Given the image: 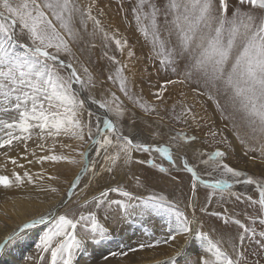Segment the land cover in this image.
<instances>
[{
  "label": "snow or ice",
  "instance_id": "obj_1",
  "mask_svg": "<svg viewBox=\"0 0 264 264\" xmlns=\"http://www.w3.org/2000/svg\"><path fill=\"white\" fill-rule=\"evenodd\" d=\"M93 7L94 0L87 6L80 0H0L2 154L7 159L9 151L23 145V158L27 159L29 142L34 141L36 148L48 153L38 156L37 162L66 163L79 168L64 194L51 183H38L59 181L57 175L32 174L27 170L22 175L15 171L11 176L0 174V187L5 189L27 183L35 185L39 192L62 197L50 200L51 206L44 213L0 238V256L7 255L11 246L23 242L30 230L51 222L52 226L35 244L36 254L29 255L27 262L76 264L78 255H90L89 245L99 247L114 240L109 227L98 218L97 210L103 209L107 220L115 206L117 222H130L136 215L162 217L167 236L154 243L142 241L138 247L117 244L119 250L111 251L112 257L127 256L129 252L163 243L175 249L169 264H179L178 258L185 256L187 246L198 241L200 250L191 264H264V230L257 232L255 227L209 211L208 207L218 193L219 200H224L226 193L237 201H247L249 207L257 210L256 216L247 217L252 225L257 221L264 225V178L231 166L226 162L227 153L220 148L197 152L194 146L199 137L194 134L175 132L170 135V141L175 143L157 144L125 132L127 105L111 89L100 96L97 77L88 64L97 36L103 40L104 48L110 49L114 43L120 55L126 54L129 61L135 53L118 29L110 33L104 28L93 15ZM132 14L137 30L159 60L158 71L176 76L159 85L153 93L155 100L166 104L165 93L170 85L191 86L196 96H206L222 114L231 108L233 117L239 114L248 129V139L253 142L248 146L237 133V139L246 144L244 155L255 159L249 154L258 152L260 163L264 164V0H135ZM103 55L116 66L107 80L118 85L119 92L134 108L141 109L147 116L155 115L162 122L158 105L131 91L125 75L130 71L128 63H122L108 51ZM220 96L226 98L223 106L218 99ZM93 105L96 111L92 110ZM171 111L172 119L189 127L199 125L203 119H198L191 105H182L179 112L174 105ZM209 134L213 138L219 135L215 130H210ZM62 137L75 144L61 143ZM219 142L227 143V138L221 137ZM58 143L61 149H68L69 154L56 153ZM188 149L195 153L198 163L190 162ZM93 151L96 157L102 156L103 164L99 168L97 159L90 157ZM134 153H147L151 158L137 159ZM153 153L167 161L169 167L156 163ZM30 154L37 156L35 149ZM11 163L24 167L18 165L16 159H11ZM133 164H146L165 176H172V170L189 173L192 197L185 207L192 209L191 216L163 193L137 195L122 185L79 198L80 192L88 191L87 187H80L84 177H90L91 182L104 173L112 174L117 168L130 169ZM200 166L208 179L198 171ZM128 178L137 187L144 186L139 175ZM237 185L251 187L255 198L233 191ZM198 186L211 190L205 196L206 206L200 211L223 220L226 226L235 224L242 231L234 237L214 238L215 230H205L195 213ZM110 193L120 199L110 198ZM178 237L183 238V243ZM172 241L177 244L173 245ZM253 244L255 248L250 249ZM103 259L107 261L109 256L104 255Z\"/></svg>",
  "mask_w": 264,
  "mask_h": 264
},
{
  "label": "rangeland",
  "instance_id": "obj_2",
  "mask_svg": "<svg viewBox=\"0 0 264 264\" xmlns=\"http://www.w3.org/2000/svg\"><path fill=\"white\" fill-rule=\"evenodd\" d=\"M80 2L83 6H87L91 0H80ZM134 5L135 0H94L93 15L102 22L104 28L110 33L118 29L120 35L127 38L131 50L135 53V57L129 61L126 54L121 56L116 50L114 43L111 45L110 49L104 48L103 40L100 36H97L94 41L96 48L91 50V63L88 64L90 70H92L97 77V92L100 96L107 94L108 90L111 89V91L116 92L121 100L127 105L129 112L127 113V127L125 128V132L127 131V133H129L131 131H136V133L141 134L144 139L147 138V143L157 144L175 143L170 141V135L175 132L184 131L188 134H194L199 137V140L194 146L197 152H209L216 148H220L227 153L226 162L231 166L247 171L250 175L264 178V164L260 163L259 153L249 154L255 159H249V157L244 155L246 144H242L240 139H237V133L240 134L241 139L247 141L248 146L252 145L253 142L248 139V129L243 125L239 114H235L233 117L231 108H227L222 114L216 109L214 102L208 100L206 96H196L192 92L191 86L184 87L181 85H170L168 91L165 93L167 97L166 104H161V102L155 100L153 93L158 90L159 85L168 79H175L176 76L170 72L165 73L163 71H158L160 67L159 60L154 57L151 45L145 41L143 36L137 30L136 21L132 14V7ZM101 12L103 13L102 15ZM89 31H91V23L89 24ZM173 42H175L174 37ZM105 51H108L110 55H116L117 59L122 63H128L130 71H126L125 75L128 77L131 91L137 96L142 97L143 100L157 104V110L160 115L163 116L162 122L159 121L157 116H147L141 109L134 108L123 94L119 92L118 85H114L111 81L107 80V76L114 72L116 66L111 64V62L104 57L103 54ZM181 93H184V95H181ZM218 99L223 106L226 98L220 96ZM184 104L193 106V110L198 114V119L199 117H203V119L200 120L199 125H192V127H189L183 122H177L172 119V107L175 105L176 111L179 112ZM85 119H87L86 114ZM133 122H135L134 125ZM210 130L217 131L219 135L213 138L209 134ZM161 132L163 135H158V133ZM221 137H226L227 143H220L219 141L221 140ZM60 142L65 144H75V141L63 137L60 138ZM48 144L50 145L51 141H49ZM33 149L36 150V157L30 154ZM173 150L175 151V149ZM60 152L69 154V150L61 149L58 143L56 146V153ZM46 154L48 153L36 148L34 141H30L27 159L23 158L25 155L23 145L13 150L12 159H16L17 164H23L24 170H27L32 174L44 172L45 175L52 174L59 176V181H43L38 183H51L54 186L59 187L64 194L76 172L79 171V168L66 163L52 164L50 162H44L41 164L37 162L38 156ZM134 156L137 159L144 160L151 158L147 153H134ZM152 156L156 158V163H163L165 167H169L167 161L159 157L158 154L153 153ZM90 157L97 159V168L103 164L102 156L96 157L94 151L90 152ZM188 158L190 159V162L198 163L192 149H188ZM29 160L32 161V163H29ZM251 160L253 162H251ZM202 169L203 166H200L198 171H200L203 178L208 179L205 171ZM133 174L140 176L144 185L143 187H137L134 181L128 178ZM172 176H175L176 179L173 180ZM172 176L160 174L157 170L150 168L146 164H133L130 169L117 168L112 174L104 173L102 176L97 177L91 182L90 177H84L80 187H87L88 191L86 194L80 192L79 198L84 199L97 194L100 190L105 188L122 185L127 190L137 195H147L149 192L163 193L164 195L167 194L166 196L170 200L178 202L179 206L184 208L186 213L191 216L192 209L185 207L189 202V199L192 197L191 176L189 173L177 170H172ZM237 187L242 188L243 185L235 186L233 191H235L234 189ZM186 189H188V192H186ZM209 191L211 190L205 189L202 186H199L197 189L196 216L204 223L206 231L212 232L215 230L213 233L214 238L219 235H224L226 238L228 236H236L238 232L242 231L237 225L230 223L226 226L224 225L223 220L218 219L217 217L207 216L200 211L201 207L206 206L205 196ZM235 192L252 195L254 198L256 196V193L249 186H244L243 190H236ZM219 195L220 194L218 193L217 197L213 199L212 204L208 206L209 211L220 212L230 218L238 219L249 227H255L257 232L264 230V225H260L258 221L255 225H252L251 221L247 218L258 214L256 209L248 206L247 201H237L235 197H229L226 193L224 194V200H219ZM54 197L56 196L54 195ZM110 198L120 199L115 193H110ZM225 209H227L226 212ZM108 214L113 215L111 219L108 217V219L105 220V212L98 214V218L102 223L107 222L111 225L115 224L117 217L115 216L117 215L116 207L113 206L112 211ZM132 224L134 223H131V225ZM191 244L193 245L194 254L200 250L198 241H194ZM249 247L250 249L255 248V245L253 244ZM195 258L196 256L192 254L191 256L180 257L178 260L179 264H191ZM250 259H255V257H250ZM80 260L84 261L83 255H81ZM166 264H169V262Z\"/></svg>",
  "mask_w": 264,
  "mask_h": 264
},
{
  "label": "bare ground",
  "instance_id": "obj_3",
  "mask_svg": "<svg viewBox=\"0 0 264 264\" xmlns=\"http://www.w3.org/2000/svg\"><path fill=\"white\" fill-rule=\"evenodd\" d=\"M91 108L93 111H96V106L93 105ZM129 133L138 136L140 140L146 142L147 138L144 139L141 134L136 133V131H131ZM3 152L4 150L0 149V174L11 176V173L15 171L22 175L25 171L24 168H20L11 163L10 159H12L13 151L8 152L9 158L7 159L2 154ZM251 162L253 161L251 160ZM198 188L199 186L197 189ZM243 189L244 186L242 188L237 187L234 190L241 191ZM62 192L63 191H61V193ZM186 192H188V189H186ZM59 199H61V197H54L51 193L37 191V187L32 184L25 183L19 188L13 187L5 189L0 187V238L30 218L44 213L46 209L51 206L49 204L50 200ZM196 199L197 193L195 204ZM41 201H43V203ZM101 211L99 210L98 214L104 213L102 209ZM112 216L113 215L108 214L110 219ZM131 223L134 224L131 225ZM104 224L111 230L114 240L99 247L89 245L88 253H90V255L80 254L77 257L76 264H166L169 262V257L175 250L168 244L162 243L154 248H145L137 250L136 252H129L127 256L112 257L110 252L119 250L117 244H121L122 247H138V244L142 241H151L154 243L155 240H163L167 236V228L164 224V219L154 215H136L130 218V222H117L116 220L113 225L107 222ZM51 226L52 223L49 222L46 225L39 226L36 230H30L28 237L24 239L23 242L11 246L7 255L0 256V264H29L26 258L29 255L36 254L35 244L39 242L40 236ZM177 239L180 243H183V238L178 237ZM172 244L176 245L177 241H172ZM192 254L196 256V253L194 254L193 245L190 244L187 246L185 256L181 258L189 255L191 256ZM81 255L84 256V261L80 260ZM104 255L109 256L107 261L103 259Z\"/></svg>",
  "mask_w": 264,
  "mask_h": 264
}]
</instances>
